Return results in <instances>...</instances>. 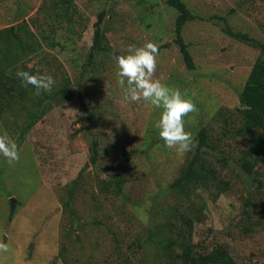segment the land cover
<instances>
[{"label": "rangeland", "instance_id": "rangeland-1", "mask_svg": "<svg viewBox=\"0 0 264 264\" xmlns=\"http://www.w3.org/2000/svg\"><path fill=\"white\" fill-rule=\"evenodd\" d=\"M53 2L0 0V30L27 20L39 36H49L55 48L44 46L30 66L39 68L46 58L52 59L55 67L43 73L56 82L67 76L74 92L70 99L60 100L20 145L18 124L26 113L19 115L18 124L12 114L0 118V132L7 131L20 149L19 161L12 164L0 157V243L9 246L7 252L0 251V264H66L59 257L64 244L69 264H106L113 244L105 229H97L105 215L90 195L100 192V178L110 174L125 175L127 184L120 197L104 201L109 214L117 209L118 215L104 220L103 228L107 223L113 231L145 236L157 221L152 216L159 204L155 197L179 176L193 147L182 154L168 147L153 126L161 110L143 100H124L115 57L127 54L129 45H158L153 78L179 88L196 104V110L184 117L192 138L224 107L230 109L234 124L243 125L251 117L256 130L264 131V97L248 99L249 103L240 98L251 88L249 75L260 56L241 35L264 42V0H70L65 14ZM103 11V42L112 53L91 60L94 25ZM178 19L185 21L183 38L192 69L176 42ZM95 140L102 152L110 150L97 163L90 152ZM232 141L234 148L227 147L230 138L217 149L237 156L242 149L239 138ZM125 153L133 154L127 162L122 159ZM231 165L226 170L215 165L225 179L232 177L229 192L213 201L207 191H198L208 211L206 221L197 225L194 243L209 251L225 247L237 264H264V188L248 185L236 164ZM79 176L82 184L74 208L82 221L72 226L61 197ZM260 180L264 182V175ZM171 195L167 193L164 201L170 202ZM154 260L149 251L144 256L138 252L132 261ZM122 262L126 259H119Z\"/></svg>", "mask_w": 264, "mask_h": 264}, {"label": "trees", "instance_id": "trees-1", "mask_svg": "<svg viewBox=\"0 0 264 264\" xmlns=\"http://www.w3.org/2000/svg\"><path fill=\"white\" fill-rule=\"evenodd\" d=\"M54 7L58 11L66 12L69 8L70 0H55ZM182 4L183 11L186 10ZM65 14V13H64ZM104 11L99 15L98 21L94 25V43L91 48L90 59L93 60L98 54H111L112 51L104 46L103 42V22L105 19ZM180 19V18H179ZM177 20L176 42L179 44L183 54V59L188 68H194L191 54L188 52V45L183 38V28L185 21ZM54 32V27H49ZM264 29V26H263ZM45 33V31H44ZM242 40L249 46L258 49L260 56L254 63L249 75L251 88L240 96L242 103H249L258 97H264V42L241 35ZM49 36L44 34L38 35L31 28V24L24 20L21 23L13 24L0 30V118L5 119L9 114L15 115L17 124L19 123V115L26 113L23 123L18 124V144L26 142V139L37 123L44 116L54 109L62 99H70L73 95V89L70 86V79L62 77L60 82H56L51 92H42L40 95L35 94V88L32 85L23 86L20 79L16 76L17 70H26L32 73H43L44 71L53 69V60L45 59L42 67L36 68L31 65L32 58L39 52H42L44 46L55 48L53 40H49ZM56 61V60H55ZM230 109L226 107L215 112L213 120L209 123L208 128L199 127V131L193 136L194 146L191 156L187 159L186 164L181 169L179 176L166 188H161L160 193L155 198L157 203L154 207L158 209L154 212L153 220H157L152 224L146 233H140L136 237H132L129 233L113 231L112 228H103L104 220H116V210L109 214L104 201L114 197H120L125 188V175L110 174L105 178H100V192L91 194L97 204V208L105 216L100 221L99 231H107L109 239L112 241L113 249L111 254L106 258V264H123L119 263V259H126L125 264H133V258L138 252L142 256L153 252L154 261L152 264H237L232 255L225 247L217 246L210 250L202 244L194 243V233L197 225L206 221L208 204L199 194L198 191L205 190L213 201L218 197L230 191L231 178L225 179L221 175L219 169L226 170L232 167V163L238 168V175L246 177L245 181L248 185L257 183L259 188H264V182L260 180V176L264 175V131L258 132L254 122L250 118H245L243 125L234 124L233 117L230 115ZM218 123V124H216ZM219 128H218V127ZM219 135V136H217ZM231 138V143H227V147L234 148L233 138H239V146L242 149L237 156H231L225 152L219 151L223 142ZM151 140V139H150ZM148 140V143L149 141ZM91 161L97 163L102 161V157H106L110 150L102 152L99 142L95 140L91 147ZM133 156V154L123 155V161ZM97 166V165H96ZM83 171V170H82ZM233 172V171H232ZM232 173L228 172L230 176ZM81 175V174H80ZM239 177V178H240ZM81 176L75 178L68 184L66 194L61 197L63 201V211L68 214L72 226L82 219L79 218L74 208L77 192L80 189ZM250 181V182H249ZM252 186V184H251ZM164 189V190H163ZM171 201L165 202L167 193ZM164 194V195H163ZM163 195V197H162ZM103 197V198H101ZM163 200V202H159ZM126 203L119 207H125ZM152 213V209L150 210ZM249 215V214H248ZM244 218L243 221H247ZM157 223V224H156ZM251 231V227L247 228ZM131 239V241H127ZM126 241V242H124ZM129 253L131 255L129 256ZM67 244L62 247L59 257L66 264ZM58 257L54 259L57 260ZM146 259L143 258V261ZM53 261V262H54ZM73 264V262H72ZM247 264H259L258 262H249Z\"/></svg>", "mask_w": 264, "mask_h": 264}, {"label": "clouds", "instance_id": "clouds-1", "mask_svg": "<svg viewBox=\"0 0 264 264\" xmlns=\"http://www.w3.org/2000/svg\"><path fill=\"white\" fill-rule=\"evenodd\" d=\"M158 51V45L153 41H147L142 46L129 45L127 54L115 57L116 75L125 101L131 103L143 100L161 110L153 126L168 147L175 148L182 154L194 146L191 132L185 129L184 117L196 110V104L179 88H173L153 78ZM16 76L23 86L32 85L36 95L51 92L56 83L55 78L47 73L34 74L18 69ZM0 157L6 159L9 164L20 159L19 146L7 131L0 132ZM8 250L7 243H0V251Z\"/></svg>", "mask_w": 264, "mask_h": 264}, {"label": "water", "instance_id": "water-1", "mask_svg": "<svg viewBox=\"0 0 264 264\" xmlns=\"http://www.w3.org/2000/svg\"><path fill=\"white\" fill-rule=\"evenodd\" d=\"M11 203L14 204L15 203V199L12 198Z\"/></svg>", "mask_w": 264, "mask_h": 264}]
</instances>
